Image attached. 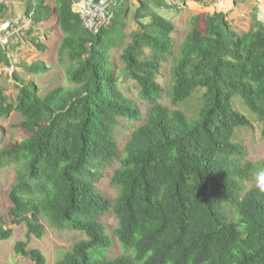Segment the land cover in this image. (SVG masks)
I'll use <instances>...</instances> for the list:
<instances>
[{"label":"trees","instance_id":"1","mask_svg":"<svg viewBox=\"0 0 264 264\" xmlns=\"http://www.w3.org/2000/svg\"><path fill=\"white\" fill-rule=\"evenodd\" d=\"M73 2L25 1L33 24L56 19L63 34L58 58L68 62L70 85L43 95L33 81L16 86L18 126L26 136L0 148V168L11 165L15 171L8 224L0 215V242L21 224L28 238L41 237L44 216L57 230L86 235L60 249L55 264H264V183H244L264 170V160L245 158L236 132L251 122L234 105L240 97L264 136V22L253 12L250 28L238 33L223 12L191 15L169 90L173 105L187 106L170 109L158 101L162 87L156 76L173 53L174 23L158 10L179 5L139 0L132 12L138 27L124 43L123 1H115L111 23L96 34L84 27ZM6 9L1 2L0 18ZM121 46L124 65L118 71L110 52ZM1 62L9 64L3 50ZM19 66L31 73L49 68L38 61ZM124 75L150 107L119 150V118L142 116L120 85ZM14 106L0 88V115L8 116ZM113 159L119 162L111 175L118 195L110 201L93 182ZM109 210L122 248L115 258L106 256L111 237L100 220ZM14 253L46 264L42 251L28 248L27 241H16Z\"/></svg>","mask_w":264,"mask_h":264},{"label":"rangeland","instance_id":"2","mask_svg":"<svg viewBox=\"0 0 264 264\" xmlns=\"http://www.w3.org/2000/svg\"><path fill=\"white\" fill-rule=\"evenodd\" d=\"M26 0H3L1 1L7 7L5 15L1 20H9L14 24L15 33L9 38L5 45H0V50L6 54L10 53L9 64L0 63V88L14 103L13 110L6 117L0 115V148L9 146L12 143L21 141L26 133L18 126L21 116L16 110L15 97L18 91L16 87L21 81H33L38 87L40 95L45 94L56 86H69L70 81L66 73L68 62H60L58 58V47L62 39V32L57 27L55 18L33 24L28 15H26ZM54 5L55 0H46ZM117 1V0H115ZM125 4V22L124 43L130 41L128 36L132 30L137 29L138 24L132 17V12L139 5V0H118ZM168 3L178 4L177 9L158 10L164 16L169 17L174 23V31L171 33L173 42V53L168 55L162 62L160 70L156 76V81L162 87L161 97L158 99L170 109L185 108L187 105H173L170 101L169 90L172 85V66L174 57L178 52V47L184 40L189 28V17L200 12H223L225 18L229 21L233 29L240 33L247 31L251 24V15L254 12L257 17L264 20V0H230L229 9L219 7L222 0H166ZM0 2V3H1ZM35 42H42L46 45L44 50H39ZM3 48V49H2ZM123 46L111 50L112 61L115 68L119 71L124 63L120 58V52ZM149 53V50L146 49ZM43 62L49 68L45 72L31 73L24 71L20 62ZM20 79V80H19ZM121 87L125 94L131 98L134 104L141 110V120L134 121L125 118H119L118 125L114 128V137L117 141L119 150L127 142L132 130L140 125L146 119L149 110V103L141 98L136 82L126 75L123 76ZM198 96L191 100L190 107L193 108L198 103ZM235 108L246 115L250 122V127L240 128L236 132V141L244 148L245 158L253 163L264 160V136L261 134V122L257 115L252 112L243 103L240 97L234 98ZM190 113V112H189ZM119 165L117 159L100 167L99 176L96 177L93 184L95 189L104 195L110 201H113L118 195V188L111 182V175L114 169ZM264 170H258L250 180H245V186L250 187L255 184H263L264 178L259 174ZM15 178L13 166L8 165L0 168V215L4 217L8 224L9 218L7 211L11 206L8 198V192ZM101 222L106 227V232L111 237V245L106 250V256L115 258L122 253L121 245L116 240L113 230L117 226V218L111 210L100 217ZM40 222L44 226V233L41 237L31 235L26 236L27 228L25 225H14L10 239L0 242V264H33L29 258H25L14 253V244L18 240L27 241L28 248H38L46 258V264H55L59 250H66L72 243L79 239L86 238L82 231L78 230H57L50 226L46 217L41 216Z\"/></svg>","mask_w":264,"mask_h":264},{"label":"built area","instance_id":"3","mask_svg":"<svg viewBox=\"0 0 264 264\" xmlns=\"http://www.w3.org/2000/svg\"><path fill=\"white\" fill-rule=\"evenodd\" d=\"M114 4L115 0H74L73 10L80 15L84 27L96 34L111 23ZM14 33L11 21H0V45H5Z\"/></svg>","mask_w":264,"mask_h":264},{"label":"bare ground","instance_id":"4","mask_svg":"<svg viewBox=\"0 0 264 264\" xmlns=\"http://www.w3.org/2000/svg\"><path fill=\"white\" fill-rule=\"evenodd\" d=\"M230 3H231L230 0H222V1L219 3V7H220V8H224L225 10H227V9H229V7L231 6Z\"/></svg>","mask_w":264,"mask_h":264},{"label":"clouds","instance_id":"5","mask_svg":"<svg viewBox=\"0 0 264 264\" xmlns=\"http://www.w3.org/2000/svg\"><path fill=\"white\" fill-rule=\"evenodd\" d=\"M259 175L264 178V172H261Z\"/></svg>","mask_w":264,"mask_h":264},{"label":"water","instance_id":"6","mask_svg":"<svg viewBox=\"0 0 264 264\" xmlns=\"http://www.w3.org/2000/svg\"><path fill=\"white\" fill-rule=\"evenodd\" d=\"M3 1V0H0V2ZM258 19L262 22H264V20L261 18V17H258Z\"/></svg>","mask_w":264,"mask_h":264},{"label":"crops","instance_id":"7","mask_svg":"<svg viewBox=\"0 0 264 264\" xmlns=\"http://www.w3.org/2000/svg\"><path fill=\"white\" fill-rule=\"evenodd\" d=\"M55 21H56V19H55ZM7 55L10 56V53H8Z\"/></svg>","mask_w":264,"mask_h":264}]
</instances>
